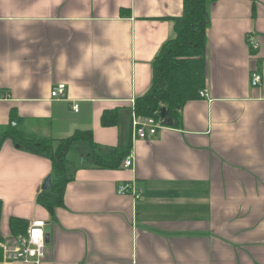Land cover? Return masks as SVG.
<instances>
[{"label":"crops","instance_id":"1","mask_svg":"<svg viewBox=\"0 0 264 264\" xmlns=\"http://www.w3.org/2000/svg\"><path fill=\"white\" fill-rule=\"evenodd\" d=\"M181 13L182 0H0V133L13 126L54 148L90 130L98 154L129 144L133 157L98 165L86 140L73 141L50 215L36 201L49 157L1 138L0 234L13 241L10 216L39 218L49 240L38 263L0 264H264V0L207 1V95L179 108L177 126L131 135V100ZM57 82L62 98L50 96ZM105 109L116 123H101ZM125 181L138 199L116 192Z\"/></svg>","mask_w":264,"mask_h":264},{"label":"trees","instance_id":"2","mask_svg":"<svg viewBox=\"0 0 264 264\" xmlns=\"http://www.w3.org/2000/svg\"><path fill=\"white\" fill-rule=\"evenodd\" d=\"M207 1L209 0H182V13L173 18L174 36L160 45L151 62L149 86L144 93L134 99L133 109L137 115L154 116L162 119L165 124L177 126L180 121L179 108L185 102L198 97L197 91L203 88L205 83L204 37ZM162 109L163 117L160 115ZM100 121L104 125L116 123L117 110H103ZM7 136L32 152H45L49 157L51 186L38 192L36 201L45 207L50 215H53L55 207L62 205L65 184L69 179L66 152L73 141L86 140L94 161L102 166L118 167L129 150L128 144V147L122 150L112 149L107 157H103L96 152L97 145L92 140L90 130H75L71 135L61 138L54 148L48 139L26 134L13 126L6 127L0 133V139ZM1 205L0 199V212ZM8 226L10 233L15 236L25 232L27 220L23 217L10 216Z\"/></svg>","mask_w":264,"mask_h":264},{"label":"built area","instance_id":"3","mask_svg":"<svg viewBox=\"0 0 264 264\" xmlns=\"http://www.w3.org/2000/svg\"><path fill=\"white\" fill-rule=\"evenodd\" d=\"M246 41L251 48H254L257 44L255 40L248 35ZM261 81V75L253 70L250 73L251 85H258ZM65 94V83L57 82L52 84L50 88V96L54 98H62ZM199 94L206 96L207 92L204 88L199 90ZM132 111L130 114V130L131 135L144 138L153 135L156 131L162 128L165 124L162 119L154 116H139L134 112L133 100ZM78 103L75 102L72 105L74 110L77 109ZM14 124V122H12ZM133 164L132 154H127L122 160V166H129ZM131 182H119L116 187L118 194H131L134 199L140 197V190L135 191L131 187ZM46 222L43 219H32L27 222V226L24 233L13 235V241L8 243L5 240L0 242L2 248V258L6 261H24L38 263L46 255V242L44 241V230Z\"/></svg>","mask_w":264,"mask_h":264},{"label":"water","instance_id":"4","mask_svg":"<svg viewBox=\"0 0 264 264\" xmlns=\"http://www.w3.org/2000/svg\"><path fill=\"white\" fill-rule=\"evenodd\" d=\"M160 115L162 117L164 116V109L161 110ZM50 186H51V175L48 174L41 184V189H49ZM43 230H44V241L48 242V240H49V226L46 225L43 228Z\"/></svg>","mask_w":264,"mask_h":264},{"label":"rangeland","instance_id":"5","mask_svg":"<svg viewBox=\"0 0 264 264\" xmlns=\"http://www.w3.org/2000/svg\"><path fill=\"white\" fill-rule=\"evenodd\" d=\"M247 36H248V35H247ZM247 36H246V37H247ZM251 37H252V35H251ZM252 38H253V37H252ZM253 40H255V39L253 38ZM200 89H202V88H200ZM200 89H199V90H200ZM199 90L197 91V94H198V96L202 97V95L199 94ZM205 90H206V89H205ZM129 122H130V119H129ZM125 125H126V127H127V122H126V121H125ZM78 153H79V150H78L77 148L75 149V148L73 147V148L70 150V158H72V157H74V156L76 157V156L78 155ZM2 240H4V238H2Z\"/></svg>","mask_w":264,"mask_h":264}]
</instances>
